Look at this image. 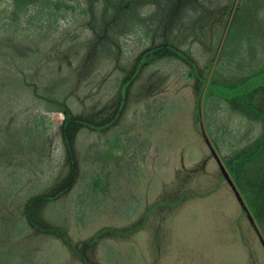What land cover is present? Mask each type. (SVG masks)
Segmentation results:
<instances>
[{"label": "rangeland", "instance_id": "obj_1", "mask_svg": "<svg viewBox=\"0 0 264 264\" xmlns=\"http://www.w3.org/2000/svg\"><path fill=\"white\" fill-rule=\"evenodd\" d=\"M262 73L264 0H0V264H264Z\"/></svg>", "mask_w": 264, "mask_h": 264}, {"label": "trees", "instance_id": "obj_2", "mask_svg": "<svg viewBox=\"0 0 264 264\" xmlns=\"http://www.w3.org/2000/svg\"><path fill=\"white\" fill-rule=\"evenodd\" d=\"M264 79V73L256 75L255 77H253L250 81L251 85L254 84L257 81H260ZM246 85H243L241 88H239L238 90H242L243 88H245Z\"/></svg>", "mask_w": 264, "mask_h": 264}]
</instances>
